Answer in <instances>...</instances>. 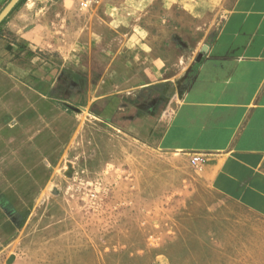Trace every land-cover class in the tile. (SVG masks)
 I'll return each mask as SVG.
<instances>
[{"label": "rangeland", "instance_id": "rangeland-1", "mask_svg": "<svg viewBox=\"0 0 264 264\" xmlns=\"http://www.w3.org/2000/svg\"><path fill=\"white\" fill-rule=\"evenodd\" d=\"M234 1L102 0L83 9L32 0L24 35L50 89L61 68L101 77L114 60L134 68L158 55L183 67ZM59 104L0 68L8 109L0 115L9 113L0 121L14 129L0 156V264H264V220L217 194L193 157L141 143L81 104L68 113Z\"/></svg>", "mask_w": 264, "mask_h": 264}, {"label": "crops", "instance_id": "crops-1", "mask_svg": "<svg viewBox=\"0 0 264 264\" xmlns=\"http://www.w3.org/2000/svg\"><path fill=\"white\" fill-rule=\"evenodd\" d=\"M10 1L0 0V13ZM31 2L18 3L0 24V68L67 113L81 104L152 148L203 158L211 188L264 220V0H235L204 51L183 67L158 55L134 68L114 60L101 77L61 68L50 89L53 78L35 64L24 35ZM13 132L0 121V156Z\"/></svg>", "mask_w": 264, "mask_h": 264}, {"label": "built area", "instance_id": "built-area-1", "mask_svg": "<svg viewBox=\"0 0 264 264\" xmlns=\"http://www.w3.org/2000/svg\"><path fill=\"white\" fill-rule=\"evenodd\" d=\"M74 1L77 2V4L80 7H82L83 9L93 8V7L99 5L102 2V0H74ZM193 160H194V162L196 164H199V165L204 163V159L203 158L195 157V158H193Z\"/></svg>", "mask_w": 264, "mask_h": 264}, {"label": "water", "instance_id": "water-1", "mask_svg": "<svg viewBox=\"0 0 264 264\" xmlns=\"http://www.w3.org/2000/svg\"><path fill=\"white\" fill-rule=\"evenodd\" d=\"M21 0H11L8 5L3 9L0 13V24L5 20V18L12 12V10L16 7V5Z\"/></svg>", "mask_w": 264, "mask_h": 264}, {"label": "trees", "instance_id": "trees-1", "mask_svg": "<svg viewBox=\"0 0 264 264\" xmlns=\"http://www.w3.org/2000/svg\"><path fill=\"white\" fill-rule=\"evenodd\" d=\"M23 2H24V0H21V2L19 3V5H21ZM19 5H18V6H19Z\"/></svg>", "mask_w": 264, "mask_h": 264}]
</instances>
